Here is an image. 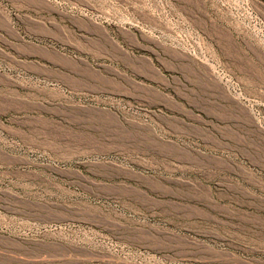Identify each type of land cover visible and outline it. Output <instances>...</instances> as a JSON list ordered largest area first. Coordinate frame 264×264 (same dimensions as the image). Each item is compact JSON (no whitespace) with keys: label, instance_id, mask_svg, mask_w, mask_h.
<instances>
[{"label":"rangeland","instance_id":"obj_1","mask_svg":"<svg viewBox=\"0 0 264 264\" xmlns=\"http://www.w3.org/2000/svg\"><path fill=\"white\" fill-rule=\"evenodd\" d=\"M0 264H264V0H0Z\"/></svg>","mask_w":264,"mask_h":264}]
</instances>
